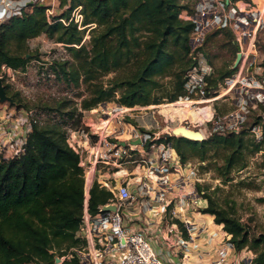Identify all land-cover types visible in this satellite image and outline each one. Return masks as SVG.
<instances>
[{
  "label": "trees",
  "instance_id": "trees-1",
  "mask_svg": "<svg viewBox=\"0 0 264 264\" xmlns=\"http://www.w3.org/2000/svg\"><path fill=\"white\" fill-rule=\"evenodd\" d=\"M66 1L68 9L60 15L53 14L51 19L46 5L32 2L21 14L0 22V66L25 67L33 55L29 54L28 39L44 32L68 45L74 59L68 66L67 60L59 62L61 78L74 85L82 78L88 84L89 96L82 97L80 102L83 108L111 98L132 106L158 102L160 97L154 96V91L164 87L160 79L164 75L174 77L171 90L166 92L169 99L185 93L184 74L194 62L190 38L196 23L180 16L181 9L187 6L182 0H63L62 3ZM79 4L83 27L74 19L67 23L58 19L68 18L71 9ZM88 25L87 46L81 41ZM221 29L206 33L205 40ZM232 46L236 55L237 42H232ZM237 68L232 66L217 77L212 75L211 87ZM111 70L115 74L107 81L99 79ZM12 99L17 101L14 93ZM180 102L188 104L187 100ZM67 105L62 102L48 111L59 112L64 120L66 115L80 114L78 105L62 110ZM209 137L196 140L166 133L157 140L169 141L184 161L194 155L206 159L221 148L224 161L217 164V169L228 179L232 169L245 165L250 137L234 130L215 132ZM259 147L256 142L252 150ZM79 161V154L67 143L66 130L57 121L35 123L22 155L0 157V264H54L50 248L59 249L63 242L67 247L78 242L75 231L84 203V168ZM198 187L202 189L200 183ZM112 195L111 190L95 181L90 190V210L95 212ZM204 196L205 204L208 200L202 209L204 213H214L215 220L224 223L236 248L248 245L255 250L253 264H264V232L250 237L237 216L219 206L211 193ZM177 221L185 230L183 222L178 218ZM62 264L79 263L72 259Z\"/></svg>",
  "mask_w": 264,
  "mask_h": 264
},
{
  "label": "built area",
  "instance_id": "built-area-1",
  "mask_svg": "<svg viewBox=\"0 0 264 264\" xmlns=\"http://www.w3.org/2000/svg\"><path fill=\"white\" fill-rule=\"evenodd\" d=\"M243 1L246 4L242 7L238 0L234 1L236 6L231 5L232 1L226 3L225 0H182L187 6L193 7L192 13L186 18L196 23L190 38L192 46L190 54L194 62L184 74L185 93L181 95L183 98H190L191 104L195 105L206 101L211 90L210 77L213 75L214 67L206 60L201 48L208 30L215 26L229 25L235 31V40L240 45L241 63L237 64L239 70L226 77L230 88L240 83L237 88L238 107L229 114L235 122L219 117L213 124L214 129L218 131H239L237 122L242 119L239 118L240 115L243 116L249 107H256L264 102V64L259 65L256 74L243 73V67H252L259 55L264 57V49L260 48L257 40L258 34H261L264 42V6L252 5L250 0ZM29 2L46 5V13L51 19L55 14L58 0H0V22L11 15L21 14ZM82 17L79 4L75 6L73 15L68 20L64 17L58 19L66 23L74 19L81 23ZM179 99L167 104H177ZM132 107L120 102L112 104L110 99L102 100L91 108H83L80 103L78 107L80 114L76 113L73 117L66 115L65 120L57 111H46L47 114L33 108L20 107L13 111L6 110V107L2 110L0 108V157L22 155L26 151L28 137L34 124L45 123L46 120L42 117L45 115L51 121L62 124L66 130L67 143L79 154V163L84 168L83 212L75 231L78 242L59 249L50 248L54 264H62L72 259L79 264H189L185 259L186 254L182 258L179 256L176 258L173 254L172 246L178 244L179 247V243L182 246L181 251L185 253L183 246L188 244V240L178 235L175 227L174 230L163 220L165 212L154 235L148 228L155 222L157 211L160 209L166 211L172 200L165 190L167 184H170L168 178L162 180L163 187L152 189L155 191L153 193L146 187L145 182L141 184L152 168L163 172L169 166L181 164V157L179 153L178 159L171 156L174 147L169 141L156 142L159 133L147 128L141 129L139 125L126 119V114ZM214 116L213 112L207 119L213 120ZM193 121L196 119H189L186 116L182 124L192 127ZM123 133L127 135L123 136ZM168 133L173 134L172 130ZM137 138H140L139 142L134 141ZM166 163L169 165L166 166ZM123 165L128 169L125 178L118 175L115 169ZM139 166H143L144 170L135 184L131 179L138 176ZM95 181L111 190L113 195L108 201L99 204L98 209L93 212L89 208V197ZM151 194L159 198L161 208L155 206L158 203L151 204ZM110 204L114 208H105ZM149 209L152 211L151 214L147 212ZM135 219H143L144 224L135 227L129 223V220ZM185 224L189 226L188 220ZM163 227L167 232L175 231L176 239L173 242L175 244L164 242L169 237L160 231ZM156 243L159 245L158 248L155 246Z\"/></svg>",
  "mask_w": 264,
  "mask_h": 264
},
{
  "label": "rangeland",
  "instance_id": "rangeland-1",
  "mask_svg": "<svg viewBox=\"0 0 264 264\" xmlns=\"http://www.w3.org/2000/svg\"><path fill=\"white\" fill-rule=\"evenodd\" d=\"M62 1L58 0L55 5V13L58 15L67 10L69 6V2L62 3ZM231 1V5L236 6L234 2L236 0ZM250 1L255 6H259V3H262V0ZM245 4L241 0V6L243 7ZM74 8L71 9L68 18L73 15ZM83 26V24L79 23V27ZM87 27L81 42H85L88 46L90 25ZM216 28L222 29L213 34L208 40L204 39L202 44L206 60L214 67L212 78L234 66L236 60L234 47L232 46V42H237L235 40V31L229 25H225L222 27L215 26L206 33H211ZM257 40L263 50L264 42L261 34H258ZM80 43L74 44L78 46ZM238 47L237 51H240L239 44ZM28 50L29 54L31 52L33 55L28 59L25 67H11L6 64L0 66V75L7 93L11 96L14 93L17 96L16 102L13 99L12 102L8 100L0 101L1 110L6 107V110L13 111L21 107L33 108L40 113H47L46 111L50 110L49 107L56 108L62 102L69 105L68 108H63L62 110H69L73 106H79L82 97L89 96V86L82 78L78 85L69 83L66 79L61 78L60 63L67 60L66 64L68 66L74 59L68 45L64 41L55 40L42 32L28 39ZM263 62L264 57L259 55L257 62L252 67H243V73L256 74L257 70H259V65L263 64ZM237 70H239V67ZM120 71L124 73V69ZM114 74L115 71L111 70L100 75L99 79L107 81ZM226 77L219 80L216 87L210 88L206 101L198 102L195 105L191 103V105L184 104L180 102L182 96H179L177 99L180 98V101L173 105L167 104V102L176 99H169L166 92L171 90L174 77L164 75L160 77L161 81L164 82V87L154 91V96L160 97L159 101L133 105L132 109L128 110L126 119L133 122L138 113L154 112L159 121L158 125L145 128L156 131L160 136L168 133L169 130H172L178 124H182L186 116L189 119H196V121L192 122L193 126L191 128L201 129L204 133V138L211 137L215 132H228L229 130L218 131L213 126L214 120L219 117H224L229 122H235L234 118H230L231 115L229 114L238 107L239 90L237 88L240 83L230 88ZM110 101L112 104L119 102L113 98ZM213 112L215 115L214 119L208 120L207 118ZM259 114H262L261 117H259ZM42 117L46 122H51L48 116L43 115ZM239 118L242 119L237 122L238 130L243 131L245 136L250 137V140L245 149V165L241 168L232 169L229 175L230 178L224 179L225 175L220 174L217 169V164H222L224 161L222 157L223 150L220 148L213 151L211 157L206 159H201L194 155L184 161L180 156L181 164L177 163L169 166L163 172L152 168L148 171L144 181L141 182V184L145 182L146 187L152 190L157 187H163L162 180L168 178L170 184L166 185L167 188L165 190L172 200L168 204V209L164 211L163 220L167 222L176 218L181 220L180 217L172 218L175 215L171 211L173 208L178 209L176 214L188 220L189 226L185 224V221L181 220L184 223L185 230L179 224L177 227L175 226L177 234L188 240V244L186 243L183 246L185 253L181 251L180 248L182 246L180 243L179 247H177L178 244L171 242L175 244L173 254L180 258L188 254L185 259L189 264H253L252 259L255 255V250L248 245L240 249L236 248L230 240L231 234L225 230L223 222L215 220L214 213H212V218L210 219L218 223V225L210 224L206 219H201L202 213L205 212L202 209L207 205L208 200L206 204H202L199 202V197H206L204 194L207 192L212 194L219 206L225 207L244 223L250 237L264 232V102L259 103L256 107H249L244 111V115H240ZM140 128L142 129V127ZM122 135L125 136L127 133ZM156 142L160 143V141ZM256 142L259 143L260 147L253 151L252 148ZM160 159L161 157H159V162ZM168 165L166 163V166ZM143 170V166L137 167L138 176L131 179L135 184L140 179V174ZM198 182L201 184L202 189L198 187ZM167 229H169L168 226ZM186 231L187 234L184 233ZM169 233L172 234L173 231ZM173 239H176L175 234ZM62 247H67L66 242L62 243Z\"/></svg>",
  "mask_w": 264,
  "mask_h": 264
},
{
  "label": "crops",
  "instance_id": "crops-1",
  "mask_svg": "<svg viewBox=\"0 0 264 264\" xmlns=\"http://www.w3.org/2000/svg\"><path fill=\"white\" fill-rule=\"evenodd\" d=\"M192 11H193V7H191L190 5H188V6H185V7H183L182 9H181V12H180V16L181 17H184V18H186L187 17V15H189V14H191L192 13ZM136 116V115H135ZM134 123H136L137 125H139L140 127H143L144 129H146L145 127H149V126H154V125H158V119H157V117H156V115L154 114V112H149V111H146V112H141V113H138L137 114V116H136V118H134V121H133ZM191 128V127H190ZM177 154V153H176ZM174 156V155H173ZM176 159H178V155H176V157H175ZM115 169H116V173L118 174V175H120V176H122V178H125L126 177V173H127V171H128V169H127V167L126 166H121V167H115ZM104 174H106V172H104ZM155 192V191H154ZM152 195V194H151ZM160 200H159V198L154 194V195H152V197H151V204L152 205H155L156 203H158ZM200 203H202V204H205V199L204 198H200V201H199ZM157 208H159V206H160V208H161V205H160V203H158L157 205H155ZM154 207V206H153ZM143 208H144V205H143ZM168 208V207H167ZM174 209H176V210H178L177 208H174ZM173 211L172 209H171V211H173V213H175V215H177V216H173L172 218H175V217H180L181 218V220H183V221H186V219L184 218V217H181V216H179L178 214H176L177 213V211ZM151 211V209H149V210H147V212L149 213V214H151L152 213V211ZM163 213H164V211L163 210H158L157 211V213H156V217H155V222L152 224V225H150V226H148V228L151 230V231H153V235H154V233L158 230V224L160 223V221L162 220V216H163ZM210 218H212V215L211 214H209V213H202V215H201V219H206V221H208V223H212V224H215V225H218V224H216L215 222H213V221H211L212 219H210ZM209 219V220H208ZM176 221V223H175V221ZM165 221V220H164ZM168 225H170V226H172V228L174 229V227L176 226H178V221H177V218L176 219H172V220H168V222L167 221H165ZM129 223H131V224H133L135 227H139V226H141L142 224H144V221H143V219H140V220H138V219H135V220H129ZM184 224V223H183ZM175 230V229H174ZM160 231H162V233L166 236V237H169V239L168 240H165L164 242H168L169 244H171V245H173L172 244V242L171 241H173L174 242V239H173V236H174V232L175 231H173V233L171 234V233H169V232H167L166 231V228L165 227H163ZM166 231V232H165ZM163 242V243H164ZM162 243V244H163ZM155 246H157V248L159 247V245L156 243L155 244ZM173 248H175V246H172V250H173ZM169 251H171L170 249H169ZM188 254H186V256H187ZM175 256V255H174ZM176 258H177V256H175Z\"/></svg>",
  "mask_w": 264,
  "mask_h": 264
},
{
  "label": "water",
  "instance_id": "water-1",
  "mask_svg": "<svg viewBox=\"0 0 264 264\" xmlns=\"http://www.w3.org/2000/svg\"><path fill=\"white\" fill-rule=\"evenodd\" d=\"M231 0H225L226 3H230ZM31 3V2H29ZM241 58V51H237L236 54V60L234 63V66H236ZM2 100H8L12 102V96L7 93L5 84L3 83L2 76L0 75V101ZM172 133L175 135H183L188 138L201 140L204 138V133H202V130L199 128H190L183 124H178L174 128H172ZM169 134V133H168ZM135 142H139L140 138H137L134 140ZM123 143H125L123 141ZM105 208H114L112 204L105 206Z\"/></svg>",
  "mask_w": 264,
  "mask_h": 264
},
{
  "label": "bare ground",
  "instance_id": "bare-ground-1",
  "mask_svg": "<svg viewBox=\"0 0 264 264\" xmlns=\"http://www.w3.org/2000/svg\"><path fill=\"white\" fill-rule=\"evenodd\" d=\"M238 2L241 4V0H238ZM260 5L259 6H264V0H262V3H259ZM227 92V91H226ZM181 100H187L188 101V104H190L191 102H192V100L190 99V98H183L182 97V99ZM178 101H180V100H178ZM191 105V104H190ZM188 107H189V105H187ZM203 133V132H202ZM174 155V156H173ZM176 152H175V149L173 148L172 149V152H171V156L173 157V158H175L176 157ZM181 181H183V180H181ZM152 191H154V190H152ZM200 198H203L202 196H200L199 197V201H200Z\"/></svg>",
  "mask_w": 264,
  "mask_h": 264
},
{
  "label": "clouds",
  "instance_id": "clouds-1",
  "mask_svg": "<svg viewBox=\"0 0 264 264\" xmlns=\"http://www.w3.org/2000/svg\"><path fill=\"white\" fill-rule=\"evenodd\" d=\"M207 198V197H206Z\"/></svg>",
  "mask_w": 264,
  "mask_h": 264
}]
</instances>
